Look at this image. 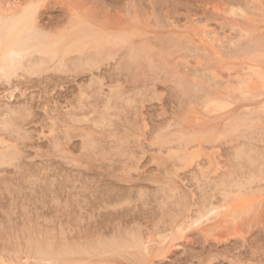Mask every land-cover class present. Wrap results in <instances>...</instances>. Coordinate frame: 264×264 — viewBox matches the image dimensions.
I'll list each match as a JSON object with an SVG mask.
<instances>
[{
    "label": "rangeland",
    "instance_id": "374dc122",
    "mask_svg": "<svg viewBox=\"0 0 264 264\" xmlns=\"http://www.w3.org/2000/svg\"><path fill=\"white\" fill-rule=\"evenodd\" d=\"M17 1L21 4L25 3L22 2L23 0ZM43 1L37 0L34 8H29L30 19L32 16L35 19L38 17L40 27L46 30V33L49 32L53 35L50 42H54L52 46L56 47L58 51L56 62L53 61V65L52 63L40 65L38 75V72L34 71L30 74L26 73V75L25 72H19L18 76L11 80L12 83L0 84V111L3 104H10L15 109L23 107L22 110L25 109L22 114L19 113L22 116L19 114L16 115L17 117L13 116V119L15 118V122H13L17 126L15 128L19 132L15 131L17 129L14 131L11 129L12 131H9L13 133L6 131L4 134L5 130H2L4 132L0 134L5 139L7 138L6 141L10 142L11 146L14 144L17 147L14 149L19 151V153L16 152L19 156L15 155L17 158L13 163H0V256L9 262L7 264H10V261L24 264L21 259L26 257L25 253L29 254L28 251L36 253L34 246L38 240L36 245L45 242L51 244L49 242L53 241L55 248H61L57 252L53 246L54 250H48V255L62 252L65 242V246L68 242L71 244L68 247L77 246V250L79 247L81 249L79 254H81L82 250L91 246L87 242H93L97 238L108 237L110 239L114 235L118 236L119 233L139 236V232L143 237L145 235V238H149L150 235L154 237L155 234L164 233L170 227V231H176V228L171 225L173 222L176 225L181 221L179 218L186 216L188 212H183L185 213L183 214V208H186L185 211L188 207L189 209L193 208L191 209L193 211L194 208L200 207L198 205L204 203L205 200L201 199L209 200V197L205 195L206 198H203L204 194H201L202 190H199L205 186V183L197 180L199 179L197 178L199 176L196 175V173L199 175L196 170L198 168L194 167L196 170L194 173V168L184 169L182 164L183 169H180L179 161L176 162L179 159L167 153V151L170 153L171 147L176 146L177 149V146L181 145L189 148L192 145L191 147H194L192 151L196 149L203 154L200 159V163L203 165L209 158H212L213 161L218 160L219 164L216 165V168L219 169L218 173L222 169L219 174L221 177L224 175V171L225 173L229 170L232 172L231 170L235 167V169H239V165L241 167L246 165L253 169V165L245 163L248 159L246 160L241 153L238 156L237 153L241 151V146L252 147L255 145L257 148H261L260 152L264 150V140H260L264 139V132H262V130L264 131V111L259 104L261 100L257 99L256 102L235 99L234 103L233 99H230V102L233 103L230 108L220 113H208V115L202 109L203 101L201 100L203 98L200 99V97L206 96L205 92L207 91L211 95L214 93L216 95L223 89H217L218 91L212 88L207 89L208 84L205 83L206 89L202 93L196 86L203 89L201 86L204 83L202 84L200 81L202 85L199 83V86L195 81L196 78L200 79L206 75V78H209L211 72L217 73L222 81L224 78L242 76L245 72L242 69L246 68L250 62L264 68V43L263 50H252L254 41L264 42V0ZM36 5L39 10L40 5L46 7L41 8L40 12L39 10L36 12L38 9L35 10ZM79 6L82 8L80 11H85L84 13L88 14L91 20L87 19L84 21L86 23H79L78 26V22L71 23L70 20L69 23V19L74 9H80ZM240 8H243L244 13L239 10ZM92 19L93 21L96 19V23H92ZM69 24L72 25L69 26ZM107 27L111 30H108ZM17 28L15 26L12 32ZM99 31L102 34H99ZM110 32L115 33L113 35ZM212 33L218 35L216 39L219 37L223 43L219 42V39H215L216 42L212 40L215 37ZM106 34L107 36H105ZM125 34L132 41L128 39L127 43V39H124L127 37ZM75 37L76 44H73L72 39ZM77 38H82L86 42ZM107 38L113 40L109 41ZM69 39L73 42L70 43ZM231 39L237 40L238 43ZM100 40L105 45H100ZM229 40L237 45L234 43L229 45ZM62 41L64 46H62ZM65 41L69 42L65 44ZM113 41L119 42H115L114 45ZM56 42L57 44H55ZM172 42L178 43L176 47ZM251 43H254L253 46ZM67 44L69 45L67 46ZM85 44L86 47H84ZM91 45L94 49L97 45L100 48L104 47L103 50L106 49L104 51L114 45L112 49L108 50L114 56L106 58V60L102 58L103 62L99 60L98 65L96 63L95 66L91 65L90 67V63L86 62L85 57L94 51ZM64 47L67 48L64 49ZM134 47L143 50L144 54L141 57H134L133 54L137 52L130 49ZM70 48L73 49L74 54L70 53ZM246 48L249 49L248 54ZM94 53L92 54L96 55ZM235 54L236 56H234ZM146 55L147 57L148 55L152 56L147 58ZM74 57H77V61L80 58L83 61L80 59L82 62L79 60L80 64L78 65ZM94 57L96 58V56ZM253 57L257 58L253 60ZM142 58L143 60H141ZM27 59L28 57L25 60ZM58 59L60 64L64 62L63 69L61 66H57L60 65L57 62ZM64 59L65 61H63ZM69 59H72V63ZM74 63L79 67L74 68L76 66H73ZM58 67L59 69H57ZM196 71L199 74L201 71L204 72L196 77L194 76L197 74ZM202 74L203 76H201ZM190 76L196 77L195 80L188 78ZM187 79L191 80L192 84L186 81ZM225 79L224 81L227 80ZM189 86L191 88L193 86V88L191 89ZM186 87L187 90H185ZM184 93L188 96H185ZM191 95L193 97H190ZM251 105H254L253 108H249ZM245 109L255 110V113L258 116L260 114L263 119L256 125H252L251 131L248 130L249 126L240 127L239 121L241 120L239 119L246 111ZM24 113L25 116H23ZM197 118L199 119L197 120ZM235 122L239 124L237 125ZM253 126H256L258 130L262 129L256 131L258 134L256 132L251 134L252 130L255 131L252 129ZM239 127L241 131L242 129L246 130L243 131L244 138L243 132H241L242 137H239V135L241 136L238 131ZM15 132L17 133L15 134ZM260 132L263 138H261ZM175 134L179 138L174 137ZM163 135H166L164 136L166 140ZM188 145L190 146L188 147ZM195 145H200V147L197 149ZM166 147H170L168 148L170 151ZM235 164L237 165L235 166ZM205 166L208 168L210 165L205 164ZM191 169L193 170L190 171ZM214 169L209 172L211 177L216 173V169ZM237 172V176H239L240 172ZM194 174L197 181L194 180ZM217 174L214 175L215 179L219 176ZM212 179L214 178L212 177ZM199 183L203 185L200 184V188L198 187ZM210 183H212L210 186L214 184ZM171 186L177 188V198H181L179 196L183 194L187 195L188 201L187 198L185 199L188 204L186 205L188 206L190 203L192 205L183 207V204H179L182 206L180 210L181 207L176 204L181 199L176 198L177 201L175 196L174 199L177 202L176 204L175 200L172 202L174 192L171 194L172 197L169 195L172 200H168L170 198L168 196L165 200L168 204L163 203L162 197L165 195L163 189ZM251 188L256 196H264L263 182L249 187V189ZM205 189L203 190L205 191ZM168 191L170 192V188ZM207 191L213 192L211 187ZM202 193H206V191H202ZM215 194L217 193L215 192ZM216 196L218 197L215 199L220 198L218 194ZM166 204L167 207L163 211ZM176 206L183 217H179V213H175ZM262 208L259 209L260 212L258 210L259 213L256 212L258 215L254 213L253 218L249 216L251 218L249 221L247 220L249 217L246 218L247 222L245 221V223L244 219L238 224H231L233 226H230V223L228 225L220 224L222 228H217V230L214 228L217 232L219 231L218 235L216 232L217 237L213 231L211 232L214 236H209L211 232L205 235V233L192 230L188 231L189 237L187 236L186 239L180 235L177 236V240L172 243L174 247H166L169 246L166 243H155L157 245H154L153 248L152 258L154 260L152 259V262H150L151 258H144L145 256L143 257L140 252L141 256L152 264H264V204ZM169 210H172L170 214H168ZM166 214H168L167 217ZM170 216L175 220L178 218V221L175 222L173 219L171 223ZM240 223L242 226L239 225ZM236 225V228H232ZM225 226L228 228L230 226V229L225 230ZM221 231L222 233H220ZM123 234H121L122 239L124 238ZM219 234L220 237H218ZM130 235L127 236V238L130 237L127 239L128 241L124 238L127 243L132 242L131 238L134 235ZM153 237L152 239L155 238ZM48 239L49 241H47ZM82 242L89 245L84 246ZM126 245L129 248L130 245ZM83 246L85 248H81ZM160 246L168 248L165 249L166 252L168 251L166 255H163V251L159 250L162 249ZM128 248L122 250L127 252ZM131 250L136 251V254L139 253L130 247L129 251ZM131 252L135 260L131 259L128 253L124 255L125 257L120 255L123 258L115 256L117 257L114 258L116 261L114 260L115 263H112H146L143 258L137 261V256L133 251ZM82 255L84 260L87 259L86 262L92 258V264L97 263V259L99 262L97 264H101L102 260L99 261V259L104 258L105 261L109 259L105 264H109L113 260L112 258V260L106 259V255H104L105 257H97V254L82 253ZM19 257L20 260H18ZM71 258L73 257L69 256L67 259L71 260ZM81 259L79 263L83 262L84 264ZM142 260L145 263H142ZM72 261L78 262V260ZM148 261L146 264H149ZM91 262L86 264H91ZM69 263L70 261L67 264Z\"/></svg>",
    "mask_w": 264,
    "mask_h": 264
},
{
    "label": "bare ground",
    "instance_id": "6f19581e",
    "mask_svg": "<svg viewBox=\"0 0 264 264\" xmlns=\"http://www.w3.org/2000/svg\"><path fill=\"white\" fill-rule=\"evenodd\" d=\"M22 1V0H21ZM43 1V0H42ZM48 1V0H47ZM22 2H25L24 4L22 3H20V2H18L17 0H0V84L1 83H4V82H6V83H12L11 82V80L14 78V77H16V76H18V73L19 72H25L24 74L26 75V73L28 74H30V73H32L33 71L34 72H38L37 73V75L39 74V71H38V68H39V66L40 65H50V63H52L53 61H55L56 62V59L58 58V51H57V48L56 47H53L52 46V44L54 45V42H50V39H51V37H53V35L52 34H49V32L48 33H46L45 31L46 30H44L43 28H41L40 27V23H38V17H36L37 19H35L33 16L31 17V19H30V14L31 13H29V10L33 7L34 8V5H35V2H37V0H23ZM41 3V2H40ZM39 3V4H40ZM43 3H44V1H43ZM42 3V5H44ZM47 3V2H46ZM45 3V4H46ZM42 5H40L41 6V8H43L44 6H42ZM39 6V7H40ZM71 6V5H70ZM46 7V6H45ZM44 7V8H45ZM72 7V6H71ZM77 7V6H76ZM76 7H74V8H76ZM30 8V9H29ZM38 8V5H36L35 6V10ZM40 8V10H42ZM43 8V9H44ZM73 8V7H72ZM79 8H80V6H79ZM82 8H80V9H74L73 10V13L71 14V16H70V19H69V23H70V20H71V23L74 21V22H78L77 23V25L80 23H86V22H84V21H86L87 19H90V17L88 16V14H86V13H84L85 11H80ZM243 9V8H242ZM241 8L239 9V10H242ZM34 9H33V12L35 11ZM39 10V8L36 10V12ZM40 10H39V12H40ZM87 11V10H86ZM35 12V13H36ZM236 12V11H235ZM88 13V12H87ZM90 13V12H89ZM242 13H244L243 12V10H242ZM247 13V12H246ZM29 14V15H28ZM41 14V13H40ZM38 15V14H37ZM243 15V14H242ZM36 16V15H35ZM240 16V15H239ZM18 17H19V19H18ZM246 17V16H245ZM16 18V19H15ZM40 18V17H39ZM69 18V17H68ZM91 18H92V15H91ZM249 18V17H248ZM245 19V18H244ZM91 20V19H90ZM96 20V19H95ZM95 20L93 21V19H92V23H96L95 22ZM247 20V19H246ZM68 23V22H67ZM89 23V22H88ZM90 24V23H89ZM70 25H72V24H69V26ZM86 25V24H85ZM84 25V26H85ZM91 26H92V24H90ZM104 25V24H103ZM102 25V26H103ZM15 26H17L18 28H17V30L16 31H13L12 32V29L15 27ZM76 26V25H75ZM74 26V27H75ZM79 26V25H78ZM77 26V27H78ZM74 27H72V28H74ZM110 27V26H109ZM109 27H107V29L109 28ZM82 28V27H81ZM104 28V27H103ZM68 29V28H67ZM70 29V28H69ZM76 29V28H75ZM93 30L94 29H96V28H92ZM92 29H91V31H92ZM98 29V28H97ZM105 29V28H104ZM62 30H64L63 28H62ZM61 30V31H62ZM99 30H100V28H99ZM108 30H111V29H108ZM68 31V30H67ZM73 31V30H72ZM77 31V30H76ZM79 31V30H78ZM83 31H85L84 29H83ZM102 31V30H101ZM66 32V31H65ZM70 32V31H69ZM82 32V31H81ZM80 32V33H81ZM88 32V31H87ZM103 32V31H102ZM107 32V31H106ZM85 33V32H84ZM112 32H110V34H111ZM113 33H115V32H113ZM112 33V34H113ZM68 34V33H67ZM71 34V33H70ZM82 34V33H81ZM95 34V33H94ZM93 34V35H94ZM99 34H102V33H100V31H99ZM119 34V33H118ZM118 34H116V35H118ZM121 34V33H120ZM213 35H215V37H214V39H212V40H215L217 37L216 36H218V35H216L215 33H212ZM56 35V34H55ZM64 35H65V33H64ZM75 35V34H74ZM84 35V34H83ZM87 35V34H86ZM114 35V34H113ZM123 35V34H122ZM240 35H242V34H240ZM240 35H239V38H240ZM85 36V35H84ZM92 36V35H91ZM97 36V35H96ZM105 36H107V34L105 35ZM125 36H127L126 34H125ZM124 36V37H125ZM55 37V36H54ZM70 37V36H69ZM71 37H74V36H71ZM86 37V36H85ZM95 37V36H94ZM99 37V36H98ZM117 37H119V36H117ZM121 37V36H120ZM128 37V36H127ZM124 38V39H127V43H128V39L129 40H131L130 39V37H128V38ZM245 37V36H244ZM57 38V37H56ZM64 38V37H63ZM84 38V37H83ZM89 38V37H88ZM112 38H114L113 36H112ZM122 38V37H121ZM58 39V38H57ZM74 39L76 40V37L75 38H73L72 40L74 41ZM78 40L79 39H82V38H77ZM91 39V38H90ZM90 39H88V40H90ZM97 39H99V38H97ZM101 39V38H100ZM104 38H102V40H103ZM108 39V38H107ZM106 39V40H107ZM115 39H117V38H115ZM123 39V38H122ZM123 39V40H124ZM218 39H219V37H218ZM218 39H216V40H218ZM237 39V38H236ZM249 39V38H248ZM254 39V38H253ZM62 40V39H61ZM66 40H68V39H66ZM70 41V39H69V41H70V43L71 42H73V41ZM83 40V39H82ZM102 40H100L99 42H100V45L101 44H103V43H101L102 42ZM109 41H112V40H110V39H108ZM119 41H120V39H118ZM216 40H215V42H216ZM234 40H235V38H234ZM233 39H231V41H234ZM241 40V39H240ZM256 40V39H255ZM69 41H65V44H66V42L68 43ZM84 41V40H83ZM93 41H94V38H93ZM93 41L91 40V42L93 43ZM96 41V40H95ZM118 41V42H119ZM132 41V40H131ZM173 41V40H172ZM203 41V40H202ZM221 40L219 39V42H220ZM231 41L229 40V42L230 43H228L229 45H233V43L235 42V43H238V41L236 42V41H234L233 43H231ZM251 41H252V39H251ZM58 42V41H57ZM57 42L55 43V44H57ZM84 42H86V41H84ZM108 42V41H107ZM116 42V41H115ZM114 41H113V44L115 43ZM118 42H116V43H118ZM126 42V41H125ZM204 42V41H203ZM218 42V41H217ZM255 42V44L254 43H251V45L253 46V44H254V46H253V48H252V50H259V49H261V50H263L262 49V47H263V43L264 42H258V40L257 41H254ZM258 42V43H257ZM62 43H63V41H62ZM69 43V44H70ZM90 43V42H89ZM97 43V42H96ZM115 43V44H116ZM132 43V42H131ZM131 43H129V44H131ZM171 43V42H170ZM172 43H175L174 44V47H176V45L178 44V43H176V42H172ZM196 43V42H195ZM198 43V42H197ZM221 43H223L222 41H221ZM225 43H227V42H225ZM224 43V44H225ZM234 43V45H237V44H235ZM246 43V42H245ZM59 44H61V43H59ZM58 44V45H59ZM69 44H67V46L69 45ZM73 44H76L75 43V41L73 42ZM72 44V45H73ZM86 44H88V43H86ZM85 44V46L84 47H86L87 45ZM97 44H99V43H97ZM111 44V43H110ZM114 44V45H115ZM208 44V43H207ZM211 44V43H210ZM72 45H70V46H72ZM84 45V44H83ZM90 45V44H89ZM88 45V46H89ZM93 45H96V44H93ZM103 45H105V44H103ZM112 45V44H111ZM113 45V46H114ZM120 45V44H119ZM123 45V44H122ZM205 45H206V43H205ZM213 45V44H212ZM61 46V45H60ZM62 46H64V43L62 44ZM69 46V47H70ZM76 46V45H75ZM74 46V47H75ZM81 46V45H80ZM113 46H110L108 49H107V51H104V50H106V49H104L103 50V48H100L98 45L97 46H95V49H94V47L92 48V45H91V48L92 49H94V51L93 52H95L94 54H96V55H93L92 53V51H91V55H88L87 54V56L85 57V59H86V62H88V63H90V67H91V65H96V63H97V65L99 64V62L100 61H102L103 59H105L106 60V58L107 59H109L110 57H112V56H114L113 55V53L111 52V51H108L109 49H112V47ZM130 46V45H129ZM83 47V46H82ZM81 47V48H82ZM83 47V49H85ZM102 47V46H101ZM107 47V46H106ZM116 47V46H115ZM131 47V46H130ZM208 47V46H207ZM235 47V46H234ZM259 47H261V48H259ZM67 47H64V49H66ZM78 48V47H77ZM80 48V49H81ZM225 48V47H224ZM236 48V47H235ZM61 49V48H60ZM63 49V48H62ZM71 49V48H70ZM115 49V48H114ZM113 49V50H114ZM130 49H134V50H136L135 52H137V53H135V54H133V51H132V54H133V56L134 57H136L137 58V56L138 57H141L144 53V51L143 50H139V49H137V48H130ZM141 49V48H140ZM145 49V48H144ZM185 49V48H184ZM193 49V48H192ZM226 49V48H225ZM247 49V48H246ZM72 50L73 49H71V51H70V53L72 52ZM74 50H75V48H74ZM82 50V49H81ZM88 50V49H87ZM87 50H86V53H87ZM190 50V49H189ZM193 50H195V49H193ZM193 50H192V52H193ZM196 50H198V49H196ZM242 50V49H241ZM248 50L249 49H247V54H248ZM251 50V51H252ZM261 50H259V51H261ZM78 51V50H77ZM84 51V50H83ZM131 51V50H130ZM201 51V50H200ZM240 51V50H239ZM251 51H249L250 53H252ZM65 52L67 53V50H65ZM69 52V51H68ZM76 52V51H75ZM111 52V53H110ZM195 52V51H194ZM204 52V51H203ZM210 52V51H209ZM242 52H243V50H242ZM64 53V52H63ZM79 53H81V52H79ZM78 53V54H79ZM82 53H84V52H82ZM81 53V54H82ZM85 53V54H86ZM235 53H236V51H235ZM244 53V52H243ZM60 54V53H59ZM65 54V53H64ZM68 54V53H67ZM72 54H74L73 52H72ZM128 54H129V52H128ZM245 54V53H244ZM243 54V55H244ZM258 54V53H257ZM63 55V54H62ZM70 55V54H69ZM84 55V54H83ZM107 55V56H106ZM131 55V54H130ZM94 56H96V58L94 57ZM98 56L100 57L101 56V58H98ZM106 56V57H105ZM132 56V55H131ZM130 56V57H131ZM152 56V55H151ZM151 56H149L148 55V57H151ZM199 56V55H198ZM234 56H236V54L234 55ZM28 57V59L27 60H25L26 58ZM66 57V56H65ZM69 57V56H68ZM84 57V56H83ZM145 57H147V55L145 56ZM147 57V58H148ZM154 57V56H153ZM205 57V56H204ZM64 58V57H63ZM63 58H60L61 60L63 59ZM72 58V57H71ZM75 58V61H77V57H74ZM103 58V59H102ZM146 58V59H147ZM197 58V57H196ZM257 58V57H256ZM255 58V59H256ZM260 58V57H259ZM82 61H83V59L82 58H80ZM80 59H78V61L76 62V64H80V62H79V60ZM84 59V60H85ZM102 59V60H101ZM133 59V58H132ZM139 59V58H138ZM250 59V58H249ZM254 59V57H253V60H255ZM262 59V58H261ZM68 60V59H67ZM70 60V62H71V60L72 59H69ZM74 60V59H73ZM80 60V61H81ZM100 60V61H99ZM131 60V59H130ZM141 60H143V58L141 59ZM252 60V59H251ZM63 61H65V59L63 60ZM81 61V62H82ZM152 61H154L153 59H152ZM151 61V62H152ZM58 63H59V59H58V61H57ZM74 62V61H73ZM79 62V63H78ZM103 62V61H102ZM129 62H132V61H129ZM138 62H140V61H138ZM174 62V61H173ZM257 62H259V61H257ZM63 63L64 62H61V64L60 65H57V66H61V68L63 69L64 67H63ZM68 63H69V61H68ZM72 63V62H71ZM150 63V62H149ZM186 63H188V62H186ZM197 63V62H196ZM56 64V63H55ZM70 64V63H69ZM75 63L73 64V66L74 65H76ZM127 64V63H126ZM52 65H53V63H52ZM72 65V64H71ZM78 65H76V66H74V68L76 67L77 68V66ZM179 65V64H178ZM201 65V64H200ZM55 66V65H54ZM56 66V67H57ZM65 66V65H64ZM84 66H86V65H84ZM155 66V65H154ZM184 66V65H183ZM263 66V65H262ZM53 67V66H52ZM56 67H55V69H56ZM59 67L57 68V69H59ZM67 67V66H66ZM79 67V66H78ZM128 67V66H127ZM150 67H151V65H150ZM156 67V66H155ZM154 67V68H155ZM264 67V66H263ZM132 68V67H131ZM152 68V67H151ZM49 69V68H48ZM83 69V68H82ZM85 69V68H84ZM91 69V68H90ZM76 70V69H75ZM204 70V69H203ZM243 71H245L244 73H243V75L242 76H237V77H229L226 81H224V79H223V81H222V78L220 79V77L217 75V73H214V72H211V75L209 76V78H206L207 77V75L204 77L203 76V74L201 75V76H203V78L202 77H200V79L199 78H196L197 76H199L202 72H204V71H201V73L199 74V72L197 73V71H196V75H194V74H192V75H194V76H196L195 78H196V83L197 84H201V82H202V84L204 83V85H202L201 87H203V89H201V88H199L198 86H196L197 87V89L198 90H200V92H205V89H206V87H207V89H209V88H212V89H223V91H219V92H217V94L215 95V93H214V95H211V93L209 94V92L207 91V92H205L204 94L206 95V96H201L200 97V99H202L201 101H203L202 102V109L203 110H205L206 111V113L208 114V113H214V112H217V113H220V112H223V111H225L226 109H228V108H230L231 106H232V102H230V99H233V102L235 101V99H237V101H238V99H243V100H245V101H256L257 99H260L261 101H260V107L263 109V111H264V68H262L261 66H259V65H257V64H254L253 62L251 63L250 62V64L249 65H247L246 66V68H244V69H242ZM200 71V70H199ZM47 72V71H46ZM34 74V73H33ZM32 74V75H33ZM41 74V73H40ZM206 74V73H205ZM184 75V74H183ZM186 75V74H185ZM188 75V74H187ZM23 76V75H22ZM194 76L193 77H188V78H194ZM20 77V76H19ZM187 78V77H186ZM195 78H194V80H195ZM185 80V79H184ZM199 80V82H197ZM186 81H188V79L186 80ZM201 81V82H200ZM178 82H179V80H178ZM188 82H190L191 84H192V82H191V80L190 81H188ZM188 82H187V84H188ZM185 83V82H184ZM190 83H189V85H190ZM205 83H207L208 85L206 86L205 85ZM5 84V83H4ZM179 84V83H178ZM200 84H199V86H200ZM209 84H210V86H209ZM7 85H10V84H7ZM180 85V84H179ZM185 85V84H184ZM183 85V88L185 87ZM204 86H206V87H204ZM209 86V87H208ZM179 87V86H178ZM190 87V86H189ZM191 88V87H190ZM192 88H193V86H192ZM191 88V89H192ZM188 88L186 87V89L185 90H187ZM197 90V91H198ZM13 91V90H12ZM191 91V90H190ZM218 91V90H217ZM189 92V91H188ZM185 94V96L187 95L186 93H184ZM193 94H194V92H193ZM199 94V93H198ZM1 95V94H0ZM11 95V94H10ZM120 95V94H119ZM117 96V95H116ZM188 96V95H187ZM11 97V96H10ZM120 97V96H119ZM190 97H193L192 95L190 96ZM189 97V98H190ZM198 97V96H197ZM4 98V97H3ZM195 98H196V96H195ZM120 99H121V97H120ZM199 99V100H200ZM195 100H197V99H195ZM198 100V101H199ZM257 102V101H256ZM235 103V102H234ZM242 103V102H241ZM244 103H246V102H244ZM252 104V103H251ZM3 105H4V107H3ZM2 105V108H1V111H0V134L1 133H3L4 131H2V130H5V132H4V134H6V131L8 132L9 130H15V129H17V128H15V127H17L16 125H15V121H14V119H13V116L15 117L16 115H18L20 112H21V114H22V111H25V109L24 110H22V109H15V107H13V106H11L10 104H3ZM200 105H201V103H200ZM247 105V104H246ZM258 105V104H257ZM242 106H243V104H242ZM245 106V105H244ZM254 106V105H253ZM253 106L251 105V107H249V108H253ZM18 108V107H17ZM20 108V107H19ZM26 108V107H25ZM193 108V107H192ZM243 108V107H242ZM242 108H241V110H242ZM194 109H196V108H194ZM234 110V109H233ZM246 110V109H245ZM195 111H197V110H195ZM244 111V110H243ZM241 112V111H240ZM239 112V113H240ZM194 113V112H193ZM255 110H246L245 112H243V114L241 115V116H239V117H241V119H239V120H241V121H239L240 122V127L242 128V127H244V126H249V129L248 130H250V128L252 127V125H256L257 123H259V122H261L263 119L260 117L261 115L259 114V116L255 113ZM21 114H19V115H21ZM198 114V113H197ZM196 114V115H197ZM26 114L24 113L23 114V116H25ZM195 115V116H196ZM201 115V114H200ZM209 115V114H208ZM234 115V114H233ZM240 115V114H239ZM22 116V115H21ZM236 116V115H235ZM17 117V116H16ZM263 117V116H262ZM196 118V117H195ZM228 118V117H227ZM230 118V117H229ZM199 118H197V120H198ZM203 119V118H202ZM207 119V118H206ZM104 120V119H103ZM226 120V119H225ZM14 121V122H13ZM201 121H203V120H201ZM200 121V122H201ZM237 121V120H236ZM194 122V121H193ZM17 123V122H16ZM109 123V122H108ZM235 124H239L238 122H235ZM100 125V124H99ZM188 125V124H187ZM95 126V125H94ZM106 126V125H105ZM104 126V127H105ZM107 126H108V124H107ZM228 126H230V125H228ZM228 126H227V128H228ZM237 127V126H236ZM236 127H235V129H236ZM240 127H239V129H238V131L240 132V134H241V136L239 135V137H242V133L241 132H243V131H246V130H243L242 129V131H241V129H240ZM185 128V127H184ZM257 127L255 126H253V128L252 129H255V131L254 130H252V132H251V134L253 133V132H256L257 130H258V128L256 129ZM260 129H262V128H259V130ZM11 130V131H12ZM227 130V129H226ZM225 130V131H226ZM234 130V129H233ZM258 130V131H259ZM2 131V132H1ZM11 131H9L10 133H13V132H11ZM15 131H18L19 132V130L17 129V130H15ZM181 131V130H180ZM190 131V130H189ZM251 131V130H250ZM8 132V133H9ZM197 132V131H196ZM200 132V131H199ZM228 132V131H227ZM248 132V131H247ZM246 132V137H247V135H248V133ZM262 132H264L263 130H262ZM17 132H15V134H16ZM24 133V132H23ZM173 133V132H172ZM176 133V132H175ZM179 133V132H178ZM209 133V132H208ZM213 133V132H212ZM211 133V134H212ZM229 133V132H228ZM257 134H258V132H256ZM177 134V133H176ZM176 134H175V136L174 137H177L176 136ZM194 134H195V131H194ZM200 134V133H199ZM226 134V133H225ZM234 134V133H233ZM255 134V133H254ZM253 134V135H254ZM182 135H184V134H182ZM187 135V134H186ZM230 135V134H229ZM232 135V134H231ZM250 135V134H249ZM262 134H261V132H260V136H261ZM263 135H264V133H263ZM10 136V135H9ZM164 136H166V135H163V138L165 139V137ZM180 136V135H179ZM195 136V135H194ZM197 136V135H196ZM225 136V135H224ZM223 136V137H224ZM234 136V135H233ZM236 136V135H235ZM1 138H0V163H13L14 162V160L19 156V154H17L16 152H18L19 153V151H18V149H14L16 146L14 145V144H12V146H11V144H10V142L8 143L7 141H6V139L4 138V137H2V136H0ZM6 137V136H5ZM12 137V136H11ZM222 137V138H223ZM237 137V136H236ZM245 137V133L243 132V138ZM5 140H4V139ZM15 138H17V137H15ZM22 138H24V137H22ZM21 138V139H22ZM27 138V137H26ZM177 138H179V137H177ZM182 138V137H181ZM248 138V137H247ZM261 138H263L262 136H261ZM19 139V138H18ZM160 139H161V137H160ZM193 139V138H192ZM194 139L195 140H197L195 137H194ZM242 139V138H241ZM254 139H256V138H254ZM11 140V139H10ZM13 140V139H12ZM159 140V139H158ZM166 140V139H165ZM182 140H183V138H182ZM261 141L262 140H264V139H260ZM14 141V140H13ZM164 141V140H163ZM199 141V140H198ZM259 141V140H258ZM89 142V141H88ZM160 142V141H159ZM158 142V143H159ZM162 142V141H161ZM160 142V143H161ZM172 143V142H171ZM10 144V145H9ZM244 144V143H243ZM159 145H161V144H159ZM175 145V144H174ZM239 145V144H238ZM242 145V144H241ZM244 145H246V143L244 144ZM162 146V145H161ZM165 146V145H164ZM171 146H172V144H171ZM190 145H188V147H189ZM192 146V145H191ZM189 147V148H187V146L186 147H183V146H177V149L175 148H173V147H171L172 149H168V148H170V147H166L167 148V150H169L170 151V153L167 151V153L170 155V156H172V155H174V157L176 156V158H178L179 160H176V158H174L175 160H176V162H178L179 161V164H180V166H181V168H180V166H179V168L180 169H183V165H184V169L186 168V169H189V168H187V167H192V168H194V167H197L198 169H196L197 171H198V173H199V175L196 173V175L197 176H199V177H197V178H199V179H197V178H195L196 176H195V174L193 175L194 176V180L195 179H197L198 180V182H204L205 183V186H203L202 185V183H199V185H198V187L200 188V184H201V186H203V187H201V189H199V190H202L203 192H205L206 191V193H202V191H201V194H204L203 196V198H206V196L205 195H207V197H209V200L208 199H201V200H205L204 201V203L203 204H201V205H198V207L199 208H194V210L192 211L191 209H193V208H190L189 209V205L191 204L192 205V203H190L188 206L186 205V204H188V196L187 195H182V196H179V197H181V198H177V196H176V189L177 188H175V187H173V186H171V187H169L170 188V192L168 191V189L169 188H167L166 187V189H165V187H164V189L166 190H164L163 189V191H164V193H163V191H162V193L163 194H165V195H163V197H164V199H163V197H162V200H164V201H162L163 203L165 202V200H167V198H168V196L169 195H171L172 194V192H174L173 193V200L171 199V197H172V195H171V197L168 199V200H172V202L177 198L178 200L179 199H181V200H179V201H181V202H179L177 199V201L175 200V204H176V202H177V204L176 205H178L179 206V204L180 205H182L183 204V207H188L187 208V211H185L186 210V208L184 209L183 208V211H182V213L183 212H188L187 214H186V216L185 217H183V214H185V213H181L182 214V216H180L181 214L179 213V212H181V211H179V209L181 210L182 209V206H179V207H181V208H179L178 209V207L176 206V211H175V213H179V217H183V218H179V220H181L180 222H177L178 220V218H176V220H175V218L173 217L172 218V216H170L169 217V219L171 220V223L173 222V219H174V221L175 222H177L176 223V225H174V222L172 223L173 225H171V226H174V228H176V231L174 230V231H170L169 229L171 228H168V230L167 231H164V233L163 232H161V234L159 233V234H155V238L153 237V235H152V237L154 238V239H156V235H158L157 236V239L156 240H154V239H152V237H151V235H150V237L149 238H145V235H144V237L142 236V233L141 232H139V236H136V235H130V233L129 234H127L126 235V233H125V235L123 234V233H119V235L117 236V235H114V236H112V237H114V239H112V237L111 236H109V237H111L110 239L108 238V237H104V239L102 238V239H96V240H93V242H87V243H89L91 246H89V248H87V249H85V250H82V253L84 254H88V255H94V254H97V257L99 256V257H103L104 255H106V259H108V258H110V260H112L111 261V263L109 262V264H114L115 263V261H116V259H114V258H117V257H121V258H123V256L124 255H127L128 253V255L129 256H131V259L134 257L131 253V251H133L134 252V250H131V251H129V248L131 247V248H133V249H135V250H137V251H139V253L141 252L142 254H143V257L144 258H147L148 257V259H150V262H152L151 260L153 259L152 257H153V254H154V247L157 245V244H164V243H166L167 245H169V246H166V247H174V245L172 244L173 242H174V240H177V236H181V237H183L184 239H186V238H188L189 236H188V231H199L200 233H205V235H208L211 231H213V233H215V236H216V230H217V228H222V225H220V224H222V223H225V225H228L229 223H230V226H233V225H231V224H238L240 221H242V220H244L243 222L245 223V221H246V218H248L249 216H252L251 218H253V215H254V213H256V212H258V210L259 209H261L262 208V206H263V201H264V196L262 197V196H256L255 194H254V192H253V189L251 188V189H249V187H252L253 185H256V184H261V182H263L264 183V150H261V152H260V149L261 148H257V146H255V145H253L252 146V144H251V146L252 147H245V146H241L240 148H241V151L240 152H238L237 153V155L239 156V154L241 153L242 155H243V157H245L246 158V160L248 159V161H246L245 163H250L249 165H253L254 167H253V169H251V168H248V167H246V165H245V167H241V165H239L240 167H239V169L237 170V169H232L231 171L232 172H230V170H229V172L228 171H226V173H225V171H224V175L221 177L219 174H221L220 172H221V170L219 171V173L217 172V170H219L218 168H216V165H218L219 163V161L218 160H212V158H209V162L207 161L205 164H207V166L208 165H210V166H208V168L205 166V164L203 165V164H201L200 162V159H201V155L203 156V154H201L198 150H193L192 151V149L194 148H192V147ZM246 146H248V145H246ZM250 146V145H249ZM163 147V146H162ZM197 147H200V145H195V148H197ZM17 148V147H16ZM238 148V147H237ZM161 149V148H160ZM163 149V148H162ZM198 149V148H197ZM200 149V148H199ZM15 150V151H14ZM203 150V149H202ZM259 150V151H258ZM217 152V151H216ZM206 154V153H205ZM15 155L17 156V157H15ZM234 155V154H233ZM245 158H244V160H245ZM204 159V158H203ZM206 159V158H205ZM217 159V158H216ZM237 159V158H236ZM218 161V162H217ZM232 161V160H231ZM199 162V163H198ZM237 162V161H236ZM209 163V164H208ZM183 164V165H182ZM238 164V163H237ZM237 164H235V166L237 165ZM195 165V166H194ZM214 166V167H213ZM222 166V165H221ZM242 166H244V165H242ZM210 167V168H209ZM215 168L214 170H215V172L216 173H214V175L215 174H217V176L220 178H218V177H216L217 179H215V176L213 175L212 177L214 178V179H212V177L209 175L210 173L209 172H211L210 170L212 169L213 170V168ZM231 167V166H230ZM233 167H234V165H233ZM238 167V166H237ZM226 169V168H225ZM193 169H191L190 171H192ZM194 170H195V168H194ZM196 170L195 171H193L194 173L196 172ZM189 171V170H188ZM237 171H239L240 173L238 174L239 176H237ZM192 172V173H193ZM213 173V172H212ZM212 175V174H211ZM242 177H241V176ZM262 175H263V177H262ZM210 176V177H209ZM197 180H195V181H197ZM214 180H217V181H214ZM198 182H197V184H198ZM210 182H213L214 184L213 185H211L210 186V184H212V183H210ZM169 185H171V184H169ZM208 186H209V188H208ZM213 186V187H212ZM210 187H211V189L213 190V192L210 194L209 193V191H207L208 189H210ZM261 187V186H260ZM161 188V187H160ZM163 188V187H162ZM204 188H206L205 189V191L203 190ZM262 188V187H261ZM255 190H256V188H255ZM258 190V189H257ZM263 190V189H262ZM262 190H260V191H262ZM251 191V192H250ZM166 192V193H165ZM169 194H168V193ZM215 192L220 196V198L219 199H215V197H218V196H216L217 194H215ZM253 192V193H252ZM256 192V191H255ZM179 193V192H178ZM193 194V193H192ZM209 194V195H208ZM140 196V195H139ZM176 196V197H175ZM185 196V197H184ZM187 196V197H186ZM193 196H195V195H193ZM200 196H202V195H200ZM174 197H175V199H174ZM185 198H187V201H186V199ZM202 198V197H201ZM191 199V198H190ZM215 199V200H214ZM192 200H194V199H192ZM160 201V202H161ZM203 201H200V202H203ZM169 202H171V201H169ZM165 203H167V202H165ZM168 204V203H167ZM167 204H166V206L164 207V210L163 211H165V208L167 207ZM197 204H199V203H197ZM163 205V204H162ZM185 205V206H184ZM196 205V204H195ZM262 205V206H261ZM163 207V206H162ZM189 209V210H188ZM263 209V208H262ZM167 211H168V209H166ZM196 210V211H195ZM172 211V210H171ZM170 210H169V213L168 214H170V212H171ZM261 210H259V212H260ZM174 212V211H173ZM172 212V213H173ZM258 212V213H259ZM175 213H173L174 215H176ZM191 213H192V215H191ZM165 214V213H164ZM168 214H166V217H167V215ZM195 214V215H194ZM257 214V213H256ZM258 215V214H257ZM250 217H249V219H247L248 221L251 219ZM247 222V221H246ZM168 224V223H167ZM242 223H240L239 225L240 226H242L241 225ZM117 226V225H116ZM176 226V227H175ZM230 226H229V228H228V226L226 227L225 226V230H228V229H230ZM237 227V225L235 226V227H232V228H236ZM216 230H215V229ZM133 230V229H132ZM131 230V231H132ZM161 230V229H160ZM214 230H215V232H214ZM237 230V229H236ZM239 230V229H238ZM135 231V230H134ZM163 231V230H162ZM209 232V233H208ZM238 232V231H237ZM133 233H137V232H133ZM141 233V234H140ZM208 233V234H207ZM218 233H219V231L217 232V235H218ZM220 233H222V231L220 232ZM239 233V232H238ZM121 234H123L124 236V238L127 240V239H129L130 237H128L127 238V236L128 235H130V236H133L131 239H132V242H128L127 243V241L125 242L124 241V238L122 239V235ZM102 235V234H101ZM121 235V237H119ZM213 234H212V232L210 233V235L209 236H212ZM118 238H117V237ZM188 236V237H187ZM214 236V235H213ZM222 236V235H221ZM224 236V235H223ZM101 237H103V236H101ZM116 237V238H115ZM143 237V238H142ZM217 237V236H216ZM218 237H220V234H219V236ZM90 238V237H89ZM106 238V239H105ZM225 238V237H224ZM223 238V239H224ZM119 239V240H118ZM144 239H147V240H144ZM39 241V240H38ZM38 241H36V243L38 242ZM47 241H49V239L47 240ZM90 241V240H89ZM91 241H92V239H91ZM158 241V242H157ZM53 242V241H52ZM52 242H49V243H51V244H48L47 242H45V243H47V244H45V243H38V245H36V243H35V246H34V249L36 250V253H30L31 251H28L29 252V254H27V253H25L26 254V257H24L23 259H21V260H23L24 261V264H67L69 261H70V263L71 264H73L74 262L72 261L71 262V260H78V262L77 261H75V263L74 264H76V262H77V264L80 262V259L82 258V257H84L83 255H82V253L81 254H79V251L81 250L79 247H78V249L79 250H77V246H69L68 247V245L70 244H68V242H67V246H65L66 245V242H65V245L63 246V248H62V252H59V253H57V254H52L51 253V255H48L49 253H48V250H51V249H53V246H54V244L52 243ZM125 242V243H124ZM83 243V242H82ZM84 244V246L85 245H89V244ZM92 243V244H91ZM155 243H157L156 245H155ZM45 244V245H44ZM82 244V245H83ZM126 244H129L130 246H129V248L128 247H126L127 245ZM165 244V245H166ZM171 244V245H170ZM32 245V244H31ZM62 245V244H61ZM71 245V244H70ZM81 245V244H80ZM155 245V246H154ZM37 246V247H36ZM59 246V245H58ZM81 247V248H85V247ZM176 246V245H175ZM32 248H33V246H31ZM36 247V248H35ZM56 246H54V248H55ZM76 247V248H75ZM161 247V246H160ZM166 247L164 246V247H161L162 249H159V250H162L163 251V255H166V253L168 252H166L165 251V249H166ZM32 248H30V249H32ZM75 248V249H74ZM123 248H128V251L126 252V254H125V252H124V250H122ZM157 248V247H156ZM164 248V249H163ZM57 249V252L61 249H58V248H55V250ZM168 249V248H167ZM166 249V250H167ZM54 250V249H53ZM1 251H3V250H1ZM78 251V253L76 254V252ZM122 251V252H121ZM5 252V251H4ZM35 252V251H34ZM50 252V251H49ZM131 252V253H130ZM136 252V251H135ZM134 252V253H135ZM155 252H157V250H155ZM165 252V253H164ZM122 253V254H121ZM124 253V254H123ZM139 253H135V255L137 256L136 258H138L137 259V261L140 259V258H143L141 255V253H140V255H138ZM75 254V256H72V255H74ZM118 254V255H117ZM131 254V255H130ZM9 255H10V253H9ZM77 255V256H76ZM81 255H82V257H81ZM120 255H123V256H120ZM69 256H71V257H73V258H71V260H69V259H67ZM79 256V257H78ZM115 256H117V257H115ZM140 256V257H139ZM158 256V255H157ZM2 256H0V264H7V263H9V262H6L5 261V259L4 258H1ZM16 257V256H15ZM76 259H75V258ZM81 257V258H80ZM105 257V256H104ZM125 257V256H124ZM17 258V257H16ZM16 258H15V260H16ZM79 258V259H78ZM112 258V259H111ZM143 258V259H144ZM83 259V258H82ZM81 259V262L82 261H84V264H86V263H90L91 261H93V260H91L92 258H89L90 259V261L88 260L87 262H86V260H82ZM134 260H135V258H133ZM148 259H144L145 261H146V263H147V261H148ZM18 260H20V257H19V259ZM95 261L94 262H96V259H94ZM103 262H102V261ZM109 260V259H108ZM107 260V261H108ZM115 260V261H114ZM154 260V259H153ZM14 261V260H13ZM17 261V260H16ZM99 261H101V264L102 263H106L107 261H105L104 260V258L103 259H99ZM141 261V260H140ZM140 261H139V263H140ZM143 261V260H142ZM15 262V261H14ZM14 262H12V261H10V264H17L16 262L14 263ZM62 262V263H61ZM112 262H114V263H112ZM149 261H148V263L149 264H152V263H150ZM19 263V262H18ZM20 263H21V261H20ZM69 263V264H70ZM97 263H99L98 262V259H97ZM97 263H95V264H97ZM142 263H145L144 261L142 262ZM145 263V264H146ZM80 264V263H79ZM82 264H83V262H82ZM91 264H92V262H91ZM108 264V263H107Z\"/></svg>",
    "mask_w": 264,
    "mask_h": 264
}]
</instances>
